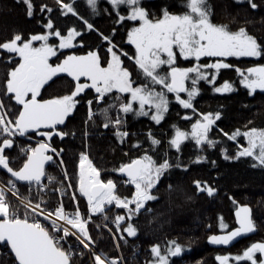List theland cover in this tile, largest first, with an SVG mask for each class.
Returning a JSON list of instances; mask_svg holds the SVG:
<instances>
[{
	"label": "snow or ice",
	"instance_id": "snow-or-ice-1",
	"mask_svg": "<svg viewBox=\"0 0 264 264\" xmlns=\"http://www.w3.org/2000/svg\"><path fill=\"white\" fill-rule=\"evenodd\" d=\"M19 3L26 15L41 25V30L30 33L13 30L0 39V63L6 65L4 78L0 80V170L10 174L6 183L0 184V264L6 260L10 264H75L77 260L79 264H122V256L98 251L99 238H94L89 228L93 215L102 214L107 221L108 205L126 210L111 220L115 232L107 223L103 227L108 228L113 239L120 233L118 240L127 244L123 234L137 236L139 228L132 218L139 216L142 209L151 211L146 205L158 199L161 177L173 168L187 170L189 165L181 162L179 156L173 160L167 150L160 148L163 138H158L149 128L143 140L137 138L131 144L130 150L136 149L140 154L129 156L127 162L112 169L127 177L124 184L134 186L129 196H121L117 183L112 178L103 179V170L94 163L92 152L97 145L91 142L93 133L89 129L109 130L123 145L135 135L128 130L129 115L148 117L155 125H161L170 110L169 94H174L175 102L190 110L183 118L192 122L187 130L171 125L168 149L180 153L185 141H194L201 152L217 148L223 141L214 139L211 133L219 127L217 122L222 113L200 111L196 107L200 82L211 85L215 93H231L235 91V82L225 79L218 83V77L222 70L234 69L239 84L249 95L257 90L264 92V63L241 68L227 60L264 58V40L249 31L250 20H243L236 28L214 22L208 0H181L183 7L179 12L173 11L175 5L165 0L160 4H154L153 0H106L108 6L102 10L99 0H86L93 14L103 11L121 25L126 42L123 36L117 40L118 28L112 27L106 34L81 15L75 0H55L58 12L55 17L48 15L54 8L44 0H19ZM236 4L251 10L264 8V0H236ZM37 13L47 15L46 21ZM69 14L82 22L79 29L60 26L59 17ZM260 19L264 22V16ZM84 31L96 34L103 43L87 45L88 50L78 54L74 50L76 44L86 45ZM181 61L188 66H181ZM60 74L70 77L74 86L64 94L44 98L42 89L46 85L50 87L49 82L54 83V78L60 79ZM82 102L86 105V118L80 128L81 150L73 182L63 167L65 150L54 146V137L63 143L65 137L76 136L75 131L66 129ZM248 124L253 121L249 120ZM219 131L229 141L236 142L234 154L226 147L219 149L225 160L250 158L252 167L264 169V127L253 124L243 126V130L236 128L228 132L221 128ZM22 137L35 143L19 148L23 159L13 166L11 150ZM207 159L206 155H196L191 162ZM49 162L62 168L64 180H68L66 185L64 180L57 181L56 176L48 173ZM54 184L64 186L52 188ZM193 184L196 193H206L209 197L217 193V188L208 181L194 180ZM67 189L73 191L69 193ZM46 190L52 196L59 193L55 205L50 203ZM64 196L74 202L72 210L66 207ZM229 198L236 205L238 227L209 235L211 244L228 245L241 234L257 229L251 207ZM80 199L87 201L85 211H81ZM228 227L220 217L219 228ZM120 246L119 242L115 245L117 249ZM183 250L184 246L175 239L168 241L163 250L159 243H154L150 246L152 259L146 264H172L171 258ZM215 258L219 264H230V259L264 264V241L251 243L234 257L218 254Z\"/></svg>",
	"mask_w": 264,
	"mask_h": 264
},
{
	"label": "trees",
	"instance_id": "trees-1",
	"mask_svg": "<svg viewBox=\"0 0 264 264\" xmlns=\"http://www.w3.org/2000/svg\"><path fill=\"white\" fill-rule=\"evenodd\" d=\"M44 2L54 8V12L48 15L57 16L55 0H44ZM165 2L175 5L173 11H177L175 9L176 5H182L181 0H165ZM75 3L80 14L94 22L106 34L110 32L112 27L118 28L120 31L117 40L123 36L126 42L124 29L121 25L115 24L113 19L106 13L101 11L99 14H93L86 0H75ZM153 3L160 4L161 0H153ZM99 4L101 10L108 6L106 0H99ZM37 16H44L45 21L47 19V15L43 13H37ZM262 16H264V8L261 10ZM81 23L77 17L71 16V14L68 17H59V24L62 28L76 26L79 29ZM13 30L30 33L40 31L41 25L35 19L26 15L24 6L19 3V0H0V39L6 38L7 34ZM82 35L86 45L76 44L74 50L78 54L86 52L88 50L87 45L103 43L97 39L94 33L89 34L84 31ZM79 39L78 37L77 41ZM181 66H188V63H181ZM5 68L6 65L0 63V80L4 78ZM60 77V79L54 78V83L50 81V87L46 85L45 89H42L44 98H48L52 94H64L74 86L71 78L67 77L66 74H60ZM225 79L235 82V91L218 94L211 90V85L208 86L205 81H201V93L195 100L196 107L200 111H220L222 113L220 120L217 122L219 127L214 128L211 133L214 139L223 141L217 148H208L201 152L194 141H185L182 144L180 153H177L175 149H168L167 141L172 132L171 125L176 124L187 130L190 129L192 122L183 118L184 113L186 111L190 113V110L181 108L173 100L172 94H169L170 110L161 125H155L148 117L129 115L128 130L135 135L130 136L123 145L115 140L109 130L102 127L89 129L93 133L91 142L97 145L92 152L94 163L103 170V179L112 178L117 183V192L121 196L129 195L134 186L123 187L120 185V179L125 176L113 172L112 169L118 167L120 163L127 162L129 156L134 157L140 154L136 149L130 150L131 144L137 138L143 140L149 128L153 130L158 138H163L160 148L167 150L173 160L176 156H179L181 162L189 165L187 170L173 168L161 177V182L158 185L159 191L156 193L158 199L150 201L146 205L151 211L142 209L139 216L132 218V222L139 228L137 236L127 237V234L124 233L127 244L123 240H118L121 245L119 250L124 254L127 263L139 262L140 264H146V261L152 259L150 255L152 244L159 243L161 247H167L168 241L175 239L184 246V250L179 256L171 258L172 264H215L211 254L212 249L206 245V240L208 234L224 231L219 228L220 217L224 218V222L229 226L228 229L234 227L232 211L236 205L232 203L229 197H234L239 203L250 205L252 218L257 224V229L252 238L264 240V169L252 167L250 158L225 160L219 150L221 147H226L230 154H234L236 150V142L229 141L219 129L222 128L224 131L231 132L236 128L243 130L245 125L251 127L254 124L258 127H264V92L257 90L253 95H249L248 90L239 84L238 74L234 69L221 71L218 83H222ZM182 95L186 98L185 94ZM74 115L75 118L71 120L66 130L75 131L76 136L65 137L63 143L60 142L59 137H54V146L65 150L62 153L65 160L63 167L67 168L69 178L73 182L76 179L74 173L78 163V153L81 150L80 128L82 120L86 118V105L83 102L78 105V111ZM249 120L253 121V124H248ZM27 142L26 138H19L18 144L11 150V156L14 158L13 166H17L22 161L23 154L19 152V148ZM241 142L246 145V141L241 140ZM144 147L147 148V144ZM125 153H128V155H125ZM196 155H206L208 159L200 163L191 162L195 160ZM212 161H215V164ZM48 172H53V176L57 177V181L64 180L61 173L62 169L55 164L48 167ZM0 179L3 182L8 179L7 175L1 170ZM194 180L208 181L209 184L217 188V193L212 197L207 196L206 193H196ZM169 185H172L171 189H169ZM223 193L226 194L224 198ZM77 195L79 196L78 192ZM188 196H191L192 199H188ZM225 196L227 202L223 203L222 199H225ZM52 198L56 200L55 196H52ZM64 202L68 210H72L74 202L70 201L69 196L64 197ZM79 204L81 211H85V199H80ZM107 208L110 209L107 213L109 218H114L117 214H124L126 211L114 204L108 205ZM94 218L97 219V217ZM96 225L97 223H90L89 228L94 238H99L98 251L102 250L110 256L116 255L117 251L110 233L101 227L97 228ZM209 225H211V228L208 227ZM112 229L115 232V226H112ZM116 235L118 239L120 233H116ZM240 250L241 248L237 249L236 252L239 253ZM133 253H135L134 256ZM75 263L77 264L79 261L77 260ZM5 264H10V261L6 260ZM236 264H246V262L240 261Z\"/></svg>",
	"mask_w": 264,
	"mask_h": 264
},
{
	"label": "flooded vegetation",
	"instance_id": "flooded-vegetation-1",
	"mask_svg": "<svg viewBox=\"0 0 264 264\" xmlns=\"http://www.w3.org/2000/svg\"><path fill=\"white\" fill-rule=\"evenodd\" d=\"M208 3L212 7V10L214 13V15H213L214 22L227 23L232 28H236L240 22H243V20H245V19L250 20L251 23H249V25H248L249 31L251 33H253L254 35H256L259 39L264 40V31H263L264 22H262L260 19L261 18V10L263 8H260L257 10H251L246 5L243 7H238L236 4V0H208ZM182 7H183V5H176L175 9H177V12H179L182 10ZM233 17L236 18L235 21L233 20ZM227 60H228V62L233 63L234 65L241 67V68H247L249 66H252L254 63H264V58L229 57V58H227ZM201 62H204L203 58H202ZM181 63H185V61H181ZM206 85H208V84H206ZM218 94H221V93H218ZM194 118L195 117H193V119ZM224 195H226V194L223 193V195H222L223 198H224ZM222 202L223 203L227 202L226 196H225V199H222ZM233 222H234V219H233ZM236 226H237V224L235 223L234 227H236ZM234 227H232V228H234ZM226 231H228V230H226ZM253 236L254 235L250 236L249 238L241 239L238 243L234 244L233 246L229 247L228 249H226V248H218V249L211 248L212 249L211 254L213 257V261H214V256L218 255V254H221V255L231 254L232 257H234L233 255L241 254L242 251L246 247L250 246V244L252 242L257 241V240L252 238ZM241 241H243V242H241ZM258 241H261V240H258ZM240 248H241L240 252L237 253L236 250L240 249ZM257 255L259 256V254H257ZM245 262H246V264H250V262H248V261H245ZM236 263H240V261H235L234 259H230V264H236Z\"/></svg>",
	"mask_w": 264,
	"mask_h": 264
},
{
	"label": "built area",
	"instance_id": "built-area-1",
	"mask_svg": "<svg viewBox=\"0 0 264 264\" xmlns=\"http://www.w3.org/2000/svg\"><path fill=\"white\" fill-rule=\"evenodd\" d=\"M17 143H18V140H17ZM29 143H26L25 145H28ZM61 168V167H60ZM62 169V168H61ZM48 173H50V174H52L53 175V172L51 173V172H48ZM62 173V172H61ZM63 175V174H62ZM125 179H127V177H123V178H121L120 179V181H119V183H120V185H122L123 187H128V186H130V185H126V184H124L123 183V181L125 180ZM45 183H48V181L45 179V181H44ZM64 182H65V184L64 185H66L67 183H68V180H64ZM3 183H6V182H3L1 179H0V184H3ZM64 185H58V184H56V186H54L53 185V187L52 188H55V187H57V186H59V187H63ZM46 191H49V190H46ZM71 191V190H70ZM69 191V192H70ZM132 191H134V189L132 190ZM35 192V190L33 189V193ZM129 195H130V193H129ZM129 195H123V196H129ZM65 197V196H64ZM64 197H63V200H64ZM49 201L51 202V204H53V205H55L56 204V201H57V198H59V193H56V195H55V198H56V200H53V198H52V195H51V192L49 191ZM86 201V200H85ZM86 204H87V201H86ZM115 205V204H114ZM134 206V205H133ZM94 217H97V219L96 218H94ZM113 218H109L107 221H105L104 220V218H103V216H102V214H99V213H97V214H94L93 215V220L90 222V223H97V224H99V225H101V228L102 229H104L105 231H107L108 233H109V231H108V228H111L112 229V226H115L113 223H111V220H112ZM105 223H107L108 224V228H104L103 227V224H105ZM113 230V229H112ZM114 232V231H113ZM110 236H111V239L113 240V243H114V247H115V245H116V243L118 242V239H113L112 238V234L110 233ZM117 236V235H116ZM115 250L117 251V253H116V255H114V256H122L123 257V262H122V264H129V263H127V261H125V256H124V254L121 252V250H119V249H117L116 247H115ZM134 254L135 253H133L132 255L134 256ZM76 264V263H75ZM77 264H79V263H77ZM118 264H121V262H118ZM132 264H140L139 262H132Z\"/></svg>",
	"mask_w": 264,
	"mask_h": 264
},
{
	"label": "water",
	"instance_id": "water-1",
	"mask_svg": "<svg viewBox=\"0 0 264 264\" xmlns=\"http://www.w3.org/2000/svg\"><path fill=\"white\" fill-rule=\"evenodd\" d=\"M51 163H52V162H49L48 165H46V168H48L49 165H51ZM1 171H3V172L7 175V177L9 178V175H10V174H7L5 170H1ZM249 206H250V205H249ZM235 209H236V208H235ZM235 209L233 210V219H234V222L236 223V220H235ZM236 224H237V223H236ZM236 227H238V224H237ZM232 229H233V228L228 229V231H230V230H232ZM255 231H256V230H255ZM255 231L252 232V233L241 234V236L236 237V238H235L233 241H231L228 245H214V244H211V243L208 241V239L206 240V245L209 246L210 248H214V249H218V248H226V249H228L229 247H231V246H233L234 244L238 243L241 239L249 238L250 236L254 235V234H255ZM211 234H222V231H221V232H217V233H210V234H208V236L211 235ZM208 236H207V237H208ZM257 241H258V240H257ZM257 241H254V242H257ZM261 241H264V240H261ZM252 243H253V242H252ZM219 255H221V254H219ZM215 257H216V255L214 256V262H215L216 264H219V261H217Z\"/></svg>",
	"mask_w": 264,
	"mask_h": 264
},
{
	"label": "rangeland",
	"instance_id": "rangeland-1",
	"mask_svg": "<svg viewBox=\"0 0 264 264\" xmlns=\"http://www.w3.org/2000/svg\"><path fill=\"white\" fill-rule=\"evenodd\" d=\"M74 43H75V41H74ZM188 83H190V82H188ZM185 95H186V94H185ZM172 97H174V94H172ZM173 100H174V99H173ZM26 138H27L26 140L28 141L29 144H32V145H33V144L35 143L34 140L29 139L28 137H26ZM24 146H25V144H24ZM21 147H23V146H21ZM70 190H71V191H70ZM67 191H68V192L70 191L69 193H71V192L73 191V189H67ZM85 202H86V201H85ZM161 248H162V250H163V249H165L166 247L164 246V247H161ZM242 252H243V251H242ZM241 254H242V253H241ZM233 256H235V255H233Z\"/></svg>",
	"mask_w": 264,
	"mask_h": 264
}]
</instances>
